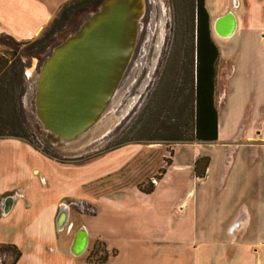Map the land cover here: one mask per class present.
I'll use <instances>...</instances> for the list:
<instances>
[{
  "label": "rangeland",
  "instance_id": "obj_1",
  "mask_svg": "<svg viewBox=\"0 0 264 264\" xmlns=\"http://www.w3.org/2000/svg\"><path fill=\"white\" fill-rule=\"evenodd\" d=\"M143 1L137 44L119 84V93L102 120L110 118L113 127L82 156L68 158L34 134L33 113L26 110L23 102V73L35 74L51 48L72 34L86 14L76 18L73 25L62 24L59 33L39 54L40 60L19 59L24 46H0L7 66L17 61L24 63L19 119L49 152L45 156L33 148L44 157L34 158L28 200L20 210L14 208L8 215L0 216V234L16 240L28 236L41 242L36 230L20 228L15 223L21 219L40 220L43 227L52 205L55 209L60 204L65 206L69 214L67 226L55 233V244L63 249L54 252L46 248L41 253V244H35L31 251L37 254L25 253L20 264H196L198 253L205 255L210 247L209 240L224 235V224L229 220L225 219L241 199L237 184H241L244 174L247 179L254 174L253 170L245 171L240 161L231 156L230 165L225 167L226 176L218 186L219 179L213 173L221 155L224 157L222 152L229 149L216 141H185L189 128L186 73L190 69L192 0ZM43 33L41 30L37 36L19 41L34 40ZM15 129L11 120L0 123V130ZM199 156L212 159L205 179L194 176V172L202 170L204 160L192 170L176 167ZM162 171L164 174L158 179ZM150 186L149 194L138 190ZM69 200L76 204L69 205ZM80 227L89 235L86 249L81 255L68 258L63 251L68 250L71 237ZM242 233H237L238 240ZM65 235L70 239L65 240ZM11 259L0 251V264H8Z\"/></svg>",
  "mask_w": 264,
  "mask_h": 264
},
{
  "label": "crops",
  "instance_id": "obj_2",
  "mask_svg": "<svg viewBox=\"0 0 264 264\" xmlns=\"http://www.w3.org/2000/svg\"><path fill=\"white\" fill-rule=\"evenodd\" d=\"M66 1L0 0V34L18 40L31 39L43 30L58 7ZM204 5L211 28L216 19L227 13L235 21L233 33L227 38H220L214 31L211 32L218 49L215 69L216 142L229 149H224V157L221 155L218 163L216 161L219 171L217 173L216 169L213 174L219 179L217 185L221 186L231 156L240 161L245 171L253 170L254 174L249 179L244 174L241 184L237 182L236 189L241 190V199L225 219L229 220L224 224V235H215L209 240L210 247L205 255L198 253L196 264H202V260L203 264H264V0H204ZM237 133L242 135L237 137ZM35 156L44 157L22 140L0 139V216L8 215L14 208L20 210L27 202L30 180L35 171ZM197 158L192 157V161L176 167L192 170ZM211 162L209 158L203 177L197 180L207 177ZM6 197H10L12 202L3 215L2 202ZM72 201L69 200L68 204H76ZM58 208L52 205L43 227H40V220L28 222L21 219L15 223L20 228L36 230L41 242H35L28 236L16 240L0 234V244L14 245L20 252L15 264H20L25 253H35L31 249L38 243L41 244V247L37 246L41 253L46 248L54 252L63 249L55 244V233L63 231L68 220L61 231L56 229ZM66 213L68 219L67 209ZM240 231L243 233L238 240L236 235ZM244 234L246 236H242ZM64 238L70 239L68 235ZM72 238L68 250L63 251L68 258L76 257L69 251Z\"/></svg>",
  "mask_w": 264,
  "mask_h": 264
},
{
  "label": "water",
  "instance_id": "obj_3",
  "mask_svg": "<svg viewBox=\"0 0 264 264\" xmlns=\"http://www.w3.org/2000/svg\"><path fill=\"white\" fill-rule=\"evenodd\" d=\"M143 10V0H102L42 60L32 81L31 112L33 132L49 148L59 152L76 144L101 117L130 62ZM234 27L230 13L212 25L220 38L229 37ZM26 78L23 73L25 87ZM11 202L10 197L4 198L3 215ZM67 220L66 209L60 205L56 229L61 231ZM86 245L87 234L80 227L69 251L79 256Z\"/></svg>",
  "mask_w": 264,
  "mask_h": 264
},
{
  "label": "trees",
  "instance_id": "obj_4",
  "mask_svg": "<svg viewBox=\"0 0 264 264\" xmlns=\"http://www.w3.org/2000/svg\"><path fill=\"white\" fill-rule=\"evenodd\" d=\"M102 0H67L64 2L50 19L47 26L43 28L44 33L37 39L29 41L15 40L7 34H0V46H9L12 43L16 46H24L19 52V59L35 58L40 60V53L49 44L55 35L60 31L62 24L73 25L76 18L95 10ZM191 24H190V59H188V136L185 141L198 143H213L217 140V110L215 101V75L218 60V50L209 35V17L206 11L204 0H192ZM192 26V31H191ZM75 30V27L73 28ZM193 33V34H192ZM187 56V54H186ZM18 59V60H19ZM24 63L17 61L7 66V60L0 54V123L12 122L17 126L15 131L6 132L0 130V138L19 139L26 142L29 146L38 150L45 156L49 152L44 145H40L34 139L32 133L23 126L19 119L21 108L20 84L22 79V69ZM183 68V66H182ZM19 89V90H18ZM9 115L11 117L9 118ZM7 120H5V119ZM49 158V157H47ZM204 160L202 170L194 172L197 178L203 177V172L207 167L208 158L202 157L194 162L196 168L199 161ZM168 165V164H167ZM196 171V170H195ZM164 171L159 174L158 179ZM141 193L149 194L152 186L143 190L138 188ZM0 251L6 252L12 257L8 264H15L20 256V252L14 245L0 244ZM104 251V250H103Z\"/></svg>",
  "mask_w": 264,
  "mask_h": 264
},
{
  "label": "bare ground",
  "instance_id": "obj_5",
  "mask_svg": "<svg viewBox=\"0 0 264 264\" xmlns=\"http://www.w3.org/2000/svg\"><path fill=\"white\" fill-rule=\"evenodd\" d=\"M26 75V94L25 97H23V102L26 103V110L31 111V96H32V81L34 79V73L31 71H27V73H24ZM119 86L109 102L108 106L105 108L103 114L98 119L96 124L89 130L88 134L79 142H77L74 145H67L63 148H59V153L68 157H78L82 156L87 150H91L94 147H96L100 140L104 139L106 137L107 133L111 130L113 127V124L111 122V119L108 118L105 121H102L104 117L106 116V113L108 112L109 107L111 106L112 101L114 100L115 96L119 93ZM115 122V121H114Z\"/></svg>",
  "mask_w": 264,
  "mask_h": 264
},
{
  "label": "flooded vegetation",
  "instance_id": "obj_6",
  "mask_svg": "<svg viewBox=\"0 0 264 264\" xmlns=\"http://www.w3.org/2000/svg\"><path fill=\"white\" fill-rule=\"evenodd\" d=\"M208 17H209V16H208ZM141 18H142V17H141ZM141 18H140V19H141ZM141 23L143 24V22H141ZM210 23H211V22H210V20H209V35H210V38H211V32L213 31V28H211V26H210L211 24H210ZM138 24H139V23H138ZM138 29H139V28H137V35H138V32H139ZM136 39H137V36H136ZM211 39H212V38H211ZM212 41H213V40H212ZM213 43H214V42H213ZM136 44H137V43L135 42V45H136ZM214 44H215V43H214ZM215 46H216V44H215ZM216 47H217V46H216ZM217 50H218V49H217ZM110 131H111V130H110ZM110 131L107 133V135L110 133ZM107 135H106V136H107Z\"/></svg>",
  "mask_w": 264,
  "mask_h": 264
},
{
  "label": "built area",
  "instance_id": "obj_7",
  "mask_svg": "<svg viewBox=\"0 0 264 264\" xmlns=\"http://www.w3.org/2000/svg\"><path fill=\"white\" fill-rule=\"evenodd\" d=\"M63 206V205H62ZM63 207H65V206H63Z\"/></svg>",
  "mask_w": 264,
  "mask_h": 264
}]
</instances>
